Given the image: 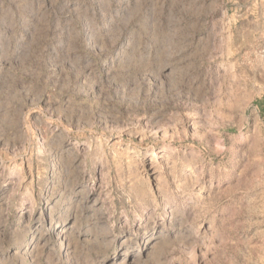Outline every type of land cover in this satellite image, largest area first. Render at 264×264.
<instances>
[{
	"label": "rangeland",
	"instance_id": "374dc122",
	"mask_svg": "<svg viewBox=\"0 0 264 264\" xmlns=\"http://www.w3.org/2000/svg\"><path fill=\"white\" fill-rule=\"evenodd\" d=\"M0 264H264V0H0Z\"/></svg>",
	"mask_w": 264,
	"mask_h": 264
}]
</instances>
